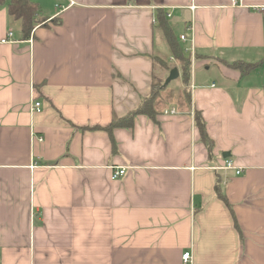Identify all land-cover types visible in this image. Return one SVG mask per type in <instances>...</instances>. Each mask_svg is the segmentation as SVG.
Segmentation results:
<instances>
[{
    "label": "crops",
    "instance_id": "1",
    "mask_svg": "<svg viewBox=\"0 0 264 264\" xmlns=\"http://www.w3.org/2000/svg\"><path fill=\"white\" fill-rule=\"evenodd\" d=\"M38 3L29 40L0 7V264H264V63L229 67L264 60V0ZM164 26L195 46L187 82ZM159 80L156 121L104 130Z\"/></svg>",
    "mask_w": 264,
    "mask_h": 264
},
{
    "label": "trees",
    "instance_id": "2",
    "mask_svg": "<svg viewBox=\"0 0 264 264\" xmlns=\"http://www.w3.org/2000/svg\"><path fill=\"white\" fill-rule=\"evenodd\" d=\"M5 6L8 10L9 16L15 21L20 23V30L23 40H29L32 36V31L36 26H43L46 24V20L40 18V6L38 0H0V7ZM57 24V22L55 21ZM165 36L167 42L172 50L173 58L182 62V78L187 82L191 74V59L186 56L184 52L180 49L176 39L174 38L171 30L164 26ZM264 63L262 60L260 63L247 64L243 62H234L229 65L234 69L240 70L243 75H247L253 72L255 69L259 68ZM164 64V62H163ZM166 64V63H165ZM163 83L156 85L154 82V89L150 97L144 99L142 104L133 112L122 118L113 119L112 123L105 128L109 134H112L113 130L116 128L132 129L134 127L135 118L139 115H146L151 120L156 121L158 111L156 110V100L160 95L162 89H164ZM190 94L186 98L190 99ZM191 102V99H190ZM196 125L201 135L202 142L207 146L209 153L211 154L212 142L206 131L205 123L199 113L195 115ZM114 150L116 149L115 142ZM216 194L219 199L226 203L229 207V203L223 193L216 189Z\"/></svg>",
    "mask_w": 264,
    "mask_h": 264
},
{
    "label": "built area",
    "instance_id": "3",
    "mask_svg": "<svg viewBox=\"0 0 264 264\" xmlns=\"http://www.w3.org/2000/svg\"><path fill=\"white\" fill-rule=\"evenodd\" d=\"M230 1V5L232 7H239V6H242L243 5V2L244 0H229ZM12 36H13V33L10 31L6 37V39H4L2 41L3 44L5 43H11L12 42ZM180 41L182 43H187V42H190L192 43V38H188L187 36L185 35H182L180 37ZM187 54L190 55V57H192L193 59L195 58V46L193 44L192 48L185 51ZM31 111L33 113H41L42 111V103L39 102V101H35L32 105H31ZM171 114H176L177 111L175 110H172L170 112ZM166 114H168V112H166ZM35 139H37L39 142H42L43 139L38 137V136H35ZM34 167H37L36 164H34ZM214 171L216 172H219L221 170L223 171H232L235 173L236 176H240L242 174V168H239L236 166L235 162L231 159H227L225 162H224V165L223 166H217V167H214L213 168ZM127 171H126V168H115L113 170V173H112V176H111V179L112 180H119L121 178H123L125 175H126ZM182 260H183V263L184 264H191L192 263V256L190 253H185L183 256H182Z\"/></svg>",
    "mask_w": 264,
    "mask_h": 264
},
{
    "label": "rangeland",
    "instance_id": "4",
    "mask_svg": "<svg viewBox=\"0 0 264 264\" xmlns=\"http://www.w3.org/2000/svg\"><path fill=\"white\" fill-rule=\"evenodd\" d=\"M195 59V58H194ZM192 57H191V60H194ZM178 65H179V67L181 68V66H182V62H180V61H178ZM177 80H174L173 82H172V84H171V86H170V90L169 91H171L172 93H173V95H171V92H168V93H166L167 95H165L166 97L165 98H171V96L172 97H175L176 95H175V91H174V89H176L175 88V85H176V82ZM155 84L156 85H160L161 84V80H159L158 82L156 81L155 82ZM164 96V95H163Z\"/></svg>",
    "mask_w": 264,
    "mask_h": 264
},
{
    "label": "water",
    "instance_id": "5",
    "mask_svg": "<svg viewBox=\"0 0 264 264\" xmlns=\"http://www.w3.org/2000/svg\"><path fill=\"white\" fill-rule=\"evenodd\" d=\"M178 77H179L178 69H173L170 72L169 78L165 82V86L168 85V84H170L172 81L176 80Z\"/></svg>",
    "mask_w": 264,
    "mask_h": 264
}]
</instances>
